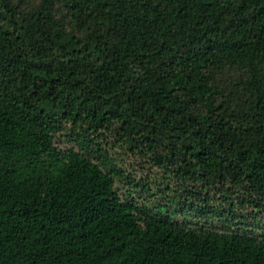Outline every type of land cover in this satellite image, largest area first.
Wrapping results in <instances>:
<instances>
[{
	"label": "trees",
	"instance_id": "1",
	"mask_svg": "<svg viewBox=\"0 0 264 264\" xmlns=\"http://www.w3.org/2000/svg\"><path fill=\"white\" fill-rule=\"evenodd\" d=\"M0 264H264V0H0Z\"/></svg>",
	"mask_w": 264,
	"mask_h": 264
},
{
	"label": "rangeland",
	"instance_id": "2",
	"mask_svg": "<svg viewBox=\"0 0 264 264\" xmlns=\"http://www.w3.org/2000/svg\"><path fill=\"white\" fill-rule=\"evenodd\" d=\"M124 190V189H123Z\"/></svg>",
	"mask_w": 264,
	"mask_h": 264
}]
</instances>
